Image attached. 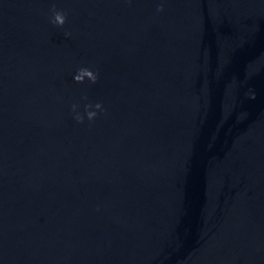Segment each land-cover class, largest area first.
I'll return each instance as SVG.
<instances>
[{
	"label": "water",
	"instance_id": "obj_1",
	"mask_svg": "<svg viewBox=\"0 0 264 264\" xmlns=\"http://www.w3.org/2000/svg\"><path fill=\"white\" fill-rule=\"evenodd\" d=\"M0 264H264V0H0Z\"/></svg>",
	"mask_w": 264,
	"mask_h": 264
},
{
	"label": "clouds",
	"instance_id": "obj_2",
	"mask_svg": "<svg viewBox=\"0 0 264 264\" xmlns=\"http://www.w3.org/2000/svg\"><path fill=\"white\" fill-rule=\"evenodd\" d=\"M158 11H163V7H160L158 9ZM66 15L63 13V12H54V15H53V19H52V23L57 26V27H63L65 24H66ZM67 35H71L70 33H68ZM98 79H99V75L98 73H95L93 72L92 70L88 69V68H81L78 70V73L74 76V81L76 83H79V84H83L85 83L86 81H90L92 84H96L98 82ZM85 99H87V97H85ZM96 111H93L92 108H93V105L92 104H88L86 106V115H87V119L89 121H94L96 118H97V114L99 112H103L105 111L104 110V107L101 103H96L94 105ZM77 108H78V105H73L72 106V110L73 112H76L77 111ZM75 119L78 123L80 124H83L84 123V116L83 115H80V114H77L75 116Z\"/></svg>",
	"mask_w": 264,
	"mask_h": 264
}]
</instances>
